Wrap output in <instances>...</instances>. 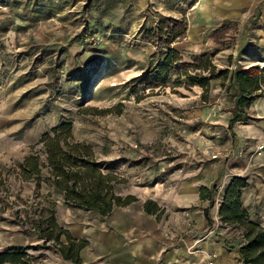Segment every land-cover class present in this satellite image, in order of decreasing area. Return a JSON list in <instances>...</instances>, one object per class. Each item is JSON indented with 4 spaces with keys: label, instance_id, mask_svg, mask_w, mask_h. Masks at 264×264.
Wrapping results in <instances>:
<instances>
[{
    "label": "rangeland",
    "instance_id": "374dc122",
    "mask_svg": "<svg viewBox=\"0 0 264 264\" xmlns=\"http://www.w3.org/2000/svg\"><path fill=\"white\" fill-rule=\"evenodd\" d=\"M248 67L264 73V0H0V252L21 246L28 264H62L63 235L45 243L33 229L51 214L67 230L59 215L96 213L67 207L50 184L40 136L59 124L120 197L194 195L218 158L231 175L229 75ZM258 86L247 124L262 113ZM28 155L38 179L21 170ZM169 213L184 229L163 236L182 243L193 222Z\"/></svg>",
    "mask_w": 264,
    "mask_h": 264
},
{
    "label": "crops",
    "instance_id": "0c3cea01",
    "mask_svg": "<svg viewBox=\"0 0 264 264\" xmlns=\"http://www.w3.org/2000/svg\"><path fill=\"white\" fill-rule=\"evenodd\" d=\"M253 106L249 110H254ZM260 106L262 113L253 116L255 120L248 124L234 123L230 129V138L234 141L230 151L240 148L244 154L233 158L230 169L232 174L237 173L246 179L240 202L249 221L264 228V158L250 154L253 145L264 139V103ZM219 160L204 168L197 184L198 189L201 186L207 189L218 187L219 198L213 199L214 205L208 210L212 220L210 226L203 214L208 203L199 199V190L194 195L137 198L135 203L116 207L104 217L90 213L67 223L59 215L57 223L67 226L71 237L87 241V245L78 251V264H203L204 251L216 253L215 264H241L236 246L242 239L236 231L221 223L217 215L225 186L231 179L221 171ZM147 200L157 205L158 210L146 213L142 203ZM170 208L187 210L188 220L193 222L182 243L176 241L173 233L171 237L163 236V231L174 230V225L178 226L179 232L184 229L180 214L169 213ZM215 229L219 238L211 237ZM224 239L230 241L232 249L225 247ZM188 246L196 250L187 254ZM61 260L62 264H72Z\"/></svg>",
    "mask_w": 264,
    "mask_h": 264
},
{
    "label": "trees",
    "instance_id": "16d2710c",
    "mask_svg": "<svg viewBox=\"0 0 264 264\" xmlns=\"http://www.w3.org/2000/svg\"><path fill=\"white\" fill-rule=\"evenodd\" d=\"M163 60L160 68L170 62L169 55H166ZM254 69L256 67L230 72V86L234 87L235 93L230 110L231 116L228 120V130L234 123L247 124L246 110L256 98L253 94L259 90V83L264 80V73L261 71L260 77L252 75L251 71ZM218 74L226 78L227 71L221 70ZM203 85L200 83V86ZM61 130L65 132L64 138H61ZM69 130V125L62 123L52 128L51 134L44 133L40 136L48 179L53 191L60 195L62 203L72 209L94 211L101 217L106 216L116 207L122 208L135 203L137 199L132 195L120 197L114 193L110 174H102L98 165L91 160L89 146L66 141V138L70 137ZM21 170L23 174L26 173L38 179L40 168L36 157L32 155L24 157ZM225 187L219 202L218 219L231 230L236 231L242 239V242L236 246L241 264H264V228L257 222L249 221L247 212L240 202L241 190L246 187V179L233 176ZM213 192L214 187L207 189L201 186L199 189V199H205L208 203L203 214L209 226L212 220L208 216V210L214 205ZM142 205L146 213H154L158 210L157 205L148 200ZM43 223L46 224L45 228L42 227ZM33 231L45 243L50 240L58 242L59 236L63 235L65 243L59 242L55 249L57 255L72 264L80 263L78 251L87 245V241L73 239L67 230L55 224L52 214L38 223ZM53 231L56 233L53 234ZM23 250L21 246H13L1 251L0 264H28L32 257L23 253Z\"/></svg>",
    "mask_w": 264,
    "mask_h": 264
},
{
    "label": "built area",
    "instance_id": "2783aa9c",
    "mask_svg": "<svg viewBox=\"0 0 264 264\" xmlns=\"http://www.w3.org/2000/svg\"><path fill=\"white\" fill-rule=\"evenodd\" d=\"M229 154L230 155H227V157H226V163L224 165L225 169L227 168V166L230 164V161H232L234 157L244 155L243 150H241L240 148H236L233 152H230ZM250 154H251V156H257V157H263L264 158V139L260 140L254 144L253 149L250 152ZM229 176H231V177L239 176V174L233 173ZM239 177H241V176H239ZM215 262H216V253L213 251H204L203 264H215Z\"/></svg>",
    "mask_w": 264,
    "mask_h": 264
}]
</instances>
